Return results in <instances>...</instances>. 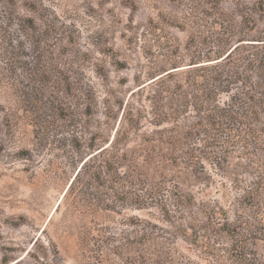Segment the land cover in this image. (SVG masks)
I'll return each mask as SVG.
<instances>
[{"label":"trees","instance_id":"1","mask_svg":"<svg viewBox=\"0 0 264 264\" xmlns=\"http://www.w3.org/2000/svg\"><path fill=\"white\" fill-rule=\"evenodd\" d=\"M170 1L181 6L179 12L160 11L131 37V43L144 40L146 53L147 48H159L150 65L135 74L137 87L125 99L108 88L102 110L86 82H93L87 69L94 67L105 81L106 65L122 71L129 68L127 59L114 48L98 50L106 61L79 49L77 27L57 16L49 19L46 6L40 9L29 1V10L39 15L22 20L26 32L34 31L31 65L19 59L18 40L0 30V98L7 103L0 106L5 127L0 130L18 134V143L35 147H44L56 135L60 142L59 137L65 138L62 143L76 172L57 209L64 200L99 228L127 209L147 210L151 216L161 213L170 224L179 219V233L198 243L191 221L195 182L211 176L208 170L213 167L234 180L227 168L237 153L246 154L248 163L257 162L253 155L263 159L250 155V148L253 143L257 151L264 150V30L259 28L264 0L251 5L242 0ZM228 1L235 2L233 12L223 6ZM171 28L187 32L186 41L170 33ZM19 69L26 71L27 79ZM23 143L15 146L16 154L31 160L34 148ZM260 177L257 183L263 181ZM124 219L140 229L135 243L147 244V251L152 246L159 250L148 219ZM212 227L222 237L221 248L201 245L213 262L264 264L229 217ZM114 251L127 262L164 260L152 249L130 259L118 248Z\"/></svg>","mask_w":264,"mask_h":264},{"label":"rangeland","instance_id":"2","mask_svg":"<svg viewBox=\"0 0 264 264\" xmlns=\"http://www.w3.org/2000/svg\"><path fill=\"white\" fill-rule=\"evenodd\" d=\"M29 1L40 9L46 6L43 10L49 13V19L57 16L77 27L79 49L88 50L92 56L106 61L109 59L101 56L98 50L114 48L129 62V68L122 71L108 63L109 78L105 81L93 72L94 67L87 69L93 82H86L96 93L98 110L103 109L108 88L118 97H128L137 87L135 74L141 66L150 65L153 55L158 53L159 48L155 46L147 48L146 53L143 39L131 43L138 28L160 11L176 14L181 7L170 0H135L132 5L125 0H0V30L11 40H18L19 59L28 65L34 62V49L30 45L34 31L26 32L22 20L27 15L39 18L27 7ZM242 1L251 5L255 0ZM223 6L228 11L235 10L234 1L225 2ZM130 26L132 30H129ZM259 28L264 30V22ZM169 31L183 43L188 37L187 32L177 28ZM42 45L45 46L41 42ZM19 73L27 79L26 71L19 69ZM126 80L129 82L123 85L122 81ZM4 104L7 105L0 98V106ZM2 118L3 113H0V127L4 130ZM19 138L18 134L5 135L0 130V264H6V261L7 264H143L130 259L137 253H145L148 246L135 243L140 238V229L133 228L124 219L129 216L148 219L149 229L155 234L154 242H160L158 251L152 246L155 249L150 247L147 252L152 249L164 260L151 264H217L208 257L210 255L201 244L206 242L209 247L221 248L222 237L212 224H222L227 217L238 224L240 237L264 263V179L261 183L256 182L261 180L260 176L264 178V150L257 151L253 143L250 155L263 156V159L259 161L253 155L252 160L257 162L248 163L246 154L237 153L227 168L234 180L225 177L219 168L212 169L207 165L212 175L195 182L196 201L191 221L195 224L193 236L196 234L199 241L192 243L176 228L180 226L179 219L170 224L160 212L151 216L147 210L127 209L122 215L110 217L99 228L94 227L97 225L90 217L75 212L64 200L57 209L76 172L75 165L70 163L71 155L63 146L65 138L59 137L60 142L56 135L47 140L44 147H35L31 142L18 143ZM22 143L34 148L31 160H20L16 154L15 146ZM203 210L213 217H207ZM174 215L179 217V214ZM192 232L190 230V234ZM115 248L130 261L119 257ZM170 256L173 259L169 262Z\"/></svg>","mask_w":264,"mask_h":264}]
</instances>
